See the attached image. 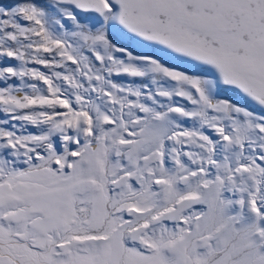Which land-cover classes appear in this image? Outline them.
Instances as JSON below:
<instances>
[{"label":"snow or ice","instance_id":"snow-or-ice-1","mask_svg":"<svg viewBox=\"0 0 264 264\" xmlns=\"http://www.w3.org/2000/svg\"><path fill=\"white\" fill-rule=\"evenodd\" d=\"M0 264H264V0H0Z\"/></svg>","mask_w":264,"mask_h":264},{"label":"rangeland","instance_id":"rangeland-1","mask_svg":"<svg viewBox=\"0 0 264 264\" xmlns=\"http://www.w3.org/2000/svg\"><path fill=\"white\" fill-rule=\"evenodd\" d=\"M116 79L120 80V81H127V80H130L131 78H128V77H117ZM226 98H229L231 99L232 101L238 103V104H241L242 106H245V107H248V108H251L253 110L256 109V106H254L253 104L249 103V102H246L241 96L239 95H235L233 93H227L226 94Z\"/></svg>","mask_w":264,"mask_h":264}]
</instances>
